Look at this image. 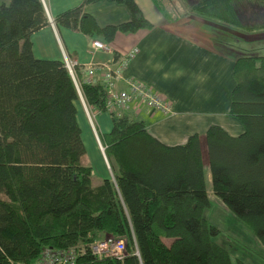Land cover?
<instances>
[{"label":"trees","instance_id":"1","mask_svg":"<svg viewBox=\"0 0 264 264\" xmlns=\"http://www.w3.org/2000/svg\"><path fill=\"white\" fill-rule=\"evenodd\" d=\"M242 1L196 0L189 12L243 27ZM100 2L125 7L129 20L100 27L84 13ZM54 23L105 44L152 28L135 0H83ZM47 24L41 0L0 3V264H34L44 249L70 248L84 250L77 264H246L214 241L206 170L212 194L264 249V56L233 65L226 114L241 125L238 136L213 125L203 148L197 134L166 146L143 120L110 112L111 129L99 138L113 182L93 186L73 79L63 62L33 56L31 36ZM79 89L88 107L107 112L102 84ZM103 235L126 240L122 262L92 256L90 244Z\"/></svg>","mask_w":264,"mask_h":264},{"label":"crops","instance_id":"2","mask_svg":"<svg viewBox=\"0 0 264 264\" xmlns=\"http://www.w3.org/2000/svg\"><path fill=\"white\" fill-rule=\"evenodd\" d=\"M41 2L48 24L31 36L35 59L63 63L66 59L75 63L78 85L89 78L92 84L103 85L105 74L117 71L116 93L125 92L126 81L133 79L151 88L169 104L168 112L135 104L128 110L113 113H126L143 120L148 132L166 146L183 145L197 134L203 148L204 134L213 125L233 137L242 133L239 122L226 114L235 86L232 70L239 57L264 56V17L258 13L261 10L264 14L263 4L246 0L242 1L244 4L239 3L236 12L243 27H229L187 14L184 8L175 9V17L166 19L162 8L159 10L153 0H135L152 28L133 34L118 33L113 42L105 44L99 38L55 25V16L81 5L83 0ZM247 4L258 8L242 7ZM84 13L92 16L100 27L118 25L130 18L125 7L106 2L86 5ZM95 41L105 44L108 50L94 49ZM133 50L134 55L123 67L122 59ZM89 109L88 122L79 105L78 123L85 151L88 143L97 159L98 167L90 168L91 183L98 186L104 180L113 182L112 172L106 167L97 144L99 137L111 129V115L108 111Z\"/></svg>","mask_w":264,"mask_h":264},{"label":"built area","instance_id":"3","mask_svg":"<svg viewBox=\"0 0 264 264\" xmlns=\"http://www.w3.org/2000/svg\"><path fill=\"white\" fill-rule=\"evenodd\" d=\"M92 47L98 50H108L107 46L99 41L93 42ZM134 53L135 50L131 51L122 59L123 67L126 65L127 61L132 58ZM64 65L71 75L75 87L79 92L78 84L75 82L74 78L75 63L65 59ZM117 74V71L113 73L111 71H108L104 77L103 86L106 90V110L108 112H115L114 110H128L135 104L142 107H147L151 110H160L162 112L169 111V104L167 101L153 92L151 88L136 80H127V90L122 93H116L114 91V81L117 77ZM85 83L92 84L91 79L89 78L85 81ZM117 116L120 115L117 114ZM100 148L101 152L103 153V148L101 146ZM89 249L92 256L100 260L112 259L122 262L128 256L126 249V240L117 239L110 236L95 240L92 244H90ZM136 253L134 255H138V253ZM83 254L84 250H80L77 248H70L67 250L44 249L40 257L34 264H77L76 260Z\"/></svg>","mask_w":264,"mask_h":264},{"label":"rangeland","instance_id":"4","mask_svg":"<svg viewBox=\"0 0 264 264\" xmlns=\"http://www.w3.org/2000/svg\"><path fill=\"white\" fill-rule=\"evenodd\" d=\"M155 2L156 7L164 13H166L168 18H174L177 10L185 9L187 14H191L189 12V1L195 2L196 0H153ZM1 2L7 3L8 0H0ZM252 3V1L250 2ZM244 8H258L257 5L254 4H247L243 5ZM258 11L259 17H264V14ZM246 18V17H245ZM258 57V56H257ZM79 87V85H78ZM78 92V91H77ZM80 92V89H79ZM78 92V98L80 100V108L83 114L85 115L88 122L90 121L91 117V110L89 107L84 103V100L80 96L81 92ZM147 108V107H146ZM98 138H96L97 141ZM99 151L102 155L104 163L106 167L109 166L107 158L104 154L103 146L97 141ZM103 148V153L101 152V148ZM87 151L85 157L82 159V164L91 166L93 169L98 167L97 159L95 158L94 153L90 150V146L86 143ZM107 167V168H108ZM206 191L208 193V200H209V208L205 212V218L208 220L210 224L216 226L220 234L214 241L220 245L221 247L225 248L232 258H237L243 261L246 264H264V249L261 245L257 242L255 237L251 234V232L241 223L235 216L228 211L225 206L221 203V201L216 198L211 192V181L209 171L206 170ZM109 237L108 235H103L101 238ZM111 237V236H110ZM79 248V247H78ZM81 248V247H80Z\"/></svg>","mask_w":264,"mask_h":264}]
</instances>
